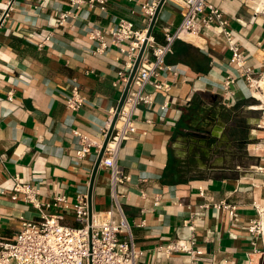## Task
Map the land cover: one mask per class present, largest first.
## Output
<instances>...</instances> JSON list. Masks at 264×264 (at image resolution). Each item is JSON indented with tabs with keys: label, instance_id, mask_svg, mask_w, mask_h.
Segmentation results:
<instances>
[{
	"label": "crops",
	"instance_id": "0c3cea01",
	"mask_svg": "<svg viewBox=\"0 0 264 264\" xmlns=\"http://www.w3.org/2000/svg\"><path fill=\"white\" fill-rule=\"evenodd\" d=\"M158 1L107 0L104 11L84 4L57 26L68 0H0V240L14 235L21 217L37 216L20 196L12 197L16 175L42 202L65 196L71 209L63 222L78 225L72 205L88 193L98 149L78 157L72 130L101 141L125 86L114 85L122 64L117 48L93 53L89 30L114 26L121 17L148 27L141 4ZM210 2L229 20L258 81L264 79V0ZM182 11V0L164 1L152 31L157 41L164 28L180 23ZM230 55L218 26L177 39L165 59L175 73L159 78L168 88L135 109L136 130L117 162L130 175L118 190L143 251L137 264H261L264 258V100L243 78L223 88L235 73ZM73 79L85 98L75 111L65 104ZM111 206L108 171L98 167L92 212L101 216ZM253 222L259 233L249 230ZM180 244L193 253L165 250Z\"/></svg>",
	"mask_w": 264,
	"mask_h": 264
},
{
	"label": "built area",
	"instance_id": "2783aa9c",
	"mask_svg": "<svg viewBox=\"0 0 264 264\" xmlns=\"http://www.w3.org/2000/svg\"><path fill=\"white\" fill-rule=\"evenodd\" d=\"M68 3L70 8L58 15L55 25H62L73 15L74 10L80 9L84 4L90 9L98 7L104 11L107 0H68ZM182 4L180 23L173 30L164 28L161 42L157 41L153 34L146 36L147 27H136L132 21L122 17L114 26L90 28L88 35L94 43L93 53L104 54L111 46H115L119 52L116 59L121 60L122 64L120 79L114 82L115 86L121 82L126 84L139 49L146 42L98 166L108 171L112 206L101 216L92 212L89 224L87 195L78 194L72 205L78 225H69L63 222L65 211L71 207L65 196H55L48 202H42L35 188L21 182L17 175L14 176L12 197L20 196L24 202L36 209L37 216L30 219L21 217L14 235L9 239L0 240V264H137L143 251L136 248L131 228L123 213L120 200L122 193L118 190L120 185L130 180V175L119 166L117 159L122 144L136 130L135 109L139 105L152 103L154 91L168 88V84L159 78L167 71L175 73V67L165 61L166 56L172 52L174 42L218 26L231 54L229 63L235 70V73L226 76L223 88L228 90L229 85L237 78H243L250 88L258 87L255 83L258 81L256 72L248 65L230 22L222 11L210 0H182ZM156 5L154 2L141 4V11L149 20ZM148 86H152L153 91H148ZM84 100L79 85L73 79L65 97L66 106L75 111L83 105ZM165 106L166 103L162 107ZM115 110L116 107L112 109V117ZM109 125L104 129L101 141L73 129L79 144L77 156L83 158L91 147H96L99 152ZM200 194L203 192L200 191ZM249 230L259 233L260 225L253 222ZM194 242L191 241V244ZM173 249L193 253L191 247L186 244L165 247L166 251Z\"/></svg>",
	"mask_w": 264,
	"mask_h": 264
},
{
	"label": "water",
	"instance_id": "95a60500",
	"mask_svg": "<svg viewBox=\"0 0 264 264\" xmlns=\"http://www.w3.org/2000/svg\"><path fill=\"white\" fill-rule=\"evenodd\" d=\"M165 0H159L157 5H156V8H155V11L151 17V20H150V23H149V26L147 27V33H146V36L149 37L151 34H152V31H153V28L155 26V23H156V20H157V17H158V14H159V11L163 5ZM6 12H4V14H6ZM0 23H1V20H0ZM145 43L144 42L141 46V48L139 49V52H138V55H137V58L135 59V62H134V65H133V68L129 74V77H128V80L124 86V89L122 91V94H121V97L117 103V106H116V110H115V113L112 117V120H111V123L109 125V128L107 130V134L103 140V143H102V146L97 154V158H96V161H95V164H94V167H93V170H92V174H91V178H90V183H89V189H88V193H87V199H88V222L89 224L91 223V215H92V188H93V182H94V178H95V175H96V172H97V169H98V166H99V162H100V159H101V156L104 152V149H105V146L107 144V141H108V138H109V135L113 129V126L115 124V121H116V118H117V113L119 111V109L121 108L122 104H123V101L125 99V96L127 94V91H128V88H129V85H130V82L132 80V77L136 71V68H137V65L139 63V60L143 54V51H144V48H145Z\"/></svg>",
	"mask_w": 264,
	"mask_h": 264
},
{
	"label": "rangeland",
	"instance_id": "374dc122",
	"mask_svg": "<svg viewBox=\"0 0 264 264\" xmlns=\"http://www.w3.org/2000/svg\"><path fill=\"white\" fill-rule=\"evenodd\" d=\"M247 84V83H246ZM247 86H248V84H247ZM248 89H250L251 90V93H256V95H259V97H262V100H264V88H261L260 86H258L256 89L255 88H250L249 86H248ZM262 94V95H261ZM248 100V102H250L251 104H255V102L257 103V104H259L258 103V101H256V100H254V99H252V98H249V99H247ZM261 103H264V101H261ZM245 115V117L247 118H249V119H251V118H253L254 117V115H253V113H250V112H245L244 113ZM247 143H248V147L250 148V149H252V147H253V143H254V141L252 140V141H247ZM262 144H264V139H262ZM248 151V150H247ZM261 264H264V258H262V262H261Z\"/></svg>",
	"mask_w": 264,
	"mask_h": 264
},
{
	"label": "bare ground",
	"instance_id": "6f19581e",
	"mask_svg": "<svg viewBox=\"0 0 264 264\" xmlns=\"http://www.w3.org/2000/svg\"><path fill=\"white\" fill-rule=\"evenodd\" d=\"M255 83L257 84V86H260L261 88H264V79L256 81ZM262 217H264V216H262ZM261 220H262L261 223H260V225L262 227L261 230H262V233H264V219H261Z\"/></svg>",
	"mask_w": 264,
	"mask_h": 264
},
{
	"label": "flooded vegetation",
	"instance_id": "af4514ba",
	"mask_svg": "<svg viewBox=\"0 0 264 264\" xmlns=\"http://www.w3.org/2000/svg\"><path fill=\"white\" fill-rule=\"evenodd\" d=\"M212 114V112H209V109H208V111H206V113L205 114ZM215 117V116H214ZM230 127L231 126H226L225 128H224V134H226L227 135V133H228V131H229V129H230ZM245 139H242L241 141H244Z\"/></svg>",
	"mask_w": 264,
	"mask_h": 264
}]
</instances>
